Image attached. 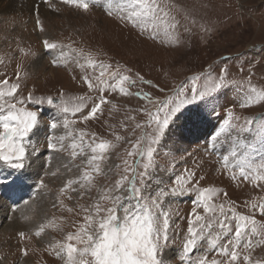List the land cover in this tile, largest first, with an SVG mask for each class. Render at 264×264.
<instances>
[{"label": "rangeland", "instance_id": "374dc122", "mask_svg": "<svg viewBox=\"0 0 264 264\" xmlns=\"http://www.w3.org/2000/svg\"><path fill=\"white\" fill-rule=\"evenodd\" d=\"M108 1V5L100 3L87 11L64 4L48 7L47 1H44V6L51 15L41 17V5L34 6V3L38 4V0H0V84L4 79H8L10 84H19V98L26 99L29 94L34 98H63L69 107L79 103L77 97H89L94 101L100 94L87 88L84 77L88 76L95 83L101 64L110 65L103 69L109 84L115 82L109 75L113 72L128 75L136 81L135 84L125 82L128 95L121 94L118 90L104 92L108 102L101 106V112L95 118L85 122L82 117L70 114V119L77 122L70 125L69 129L63 128L60 132L57 129L54 132L55 137L65 136L69 131L78 137L83 132L86 134L85 143L92 141V134H95L97 143L110 142L115 145L105 153L108 159L100 162L106 175L93 174L95 187L90 192L81 190L71 193L69 189L61 194L60 189L66 185L67 180L76 178L87 167L83 162L91 155L90 150L88 156H77L72 161V165L80 167H73L75 174L69 177H60L64 168L62 164L53 169L60 171H57L56 176L51 175V167L42 165L39 172L43 175L35 179L44 181L46 187L40 193L45 197L52 195L51 202L40 218L32 213L37 205L31 204L33 201L29 202L28 206L31 205L27 212L30 211V215L26 217L24 227L9 229L8 224L12 220L8 218L5 224L0 223V264H64L50 246L57 242L66 243L67 234L75 232L84 223L85 213L82 208H91L103 194L99 190L111 187L124 174V160L138 162V157H127L126 150L131 149L129 142L135 141L142 132L152 131L146 127L135 129V125H143L147 121L148 117L143 114L145 109L155 112L161 105L153 107L137 94H149L161 104L169 99L175 102L181 89L184 90V96H191L193 90L198 94L211 88L212 81L224 78L225 75V86L221 91L197 102L204 105V119L194 129L195 133L198 132L196 140L189 136L188 126L180 121L170 124V128L174 129L176 139L178 133L184 131L190 137L189 142L176 149L172 148L173 145H168L167 138L170 130H166L160 143L154 146L156 167L154 170L150 169L143 195L145 198L158 195L160 190L171 187L176 177L194 173L195 185L217 190L219 195L213 198V202L224 204L226 213L231 208L238 214L252 216L258 220V225L264 224V216L260 214L259 207L253 208V205L264 203V181H257L254 185L250 180L253 172L249 167L264 163V140L257 136L255 140L246 139V147H238V137L255 135L256 125L264 119V102L252 107L241 106L245 97L252 94L251 89L254 88L257 92L264 90V0H162L167 5L170 16L175 17L177 22L175 28H168L167 34L163 25L154 27L150 18L143 23L127 20L130 11L127 8L128 0ZM28 5L29 10L26 8ZM14 8L22 12L7 11ZM109 9L112 15H108ZM121 16L125 19H121ZM44 41L55 43L58 47L48 49ZM49 52L54 55L48 54ZM47 55L51 58H47ZM40 57L41 67L35 69L32 63ZM89 59L97 65L95 69L88 67ZM53 60L57 64H53ZM80 64H84V68ZM209 76L211 80L208 79ZM139 77H143L144 82ZM91 106L89 103L88 107ZM23 107L33 109L28 102ZM229 112L232 113L230 123L238 128L222 135L217 141L220 146L215 143L211 147L213 142L209 145L208 141H211V137L228 119ZM3 114L5 113H0ZM132 117L135 119H131ZM56 118L57 116L55 121ZM50 120L51 117L46 122ZM246 121L252 132H239V128L246 126ZM41 126L44 131L36 139L37 142L52 138L48 126ZM152 128H155V124ZM117 136L123 139L117 141ZM64 143L70 144L71 138ZM232 148H237L238 157H230L229 166L222 167L223 156H218L222 155V151L228 156ZM34 152V149L26 146L27 159L39 154ZM62 153L63 157L70 160L68 151ZM244 157L246 162L243 165L236 163L237 159ZM33 160L31 159V164L27 160V164H30L27 169H31ZM117 165L120 167L117 168ZM241 167L246 173L245 177L241 176ZM122 194L128 195L126 192ZM167 199L163 207L170 214V241L166 248L169 250L180 248L184 243L188 219L195 204V193ZM127 203L129 201L126 199L125 204ZM69 208L73 211L69 212ZM199 211L204 214L203 209ZM41 225L47 227L37 237L35 233ZM217 230L214 228V231ZM21 232L25 233V239L19 235ZM255 238V243L247 250L238 249L240 259L235 264H246L244 255L249 256L247 264H264V243L260 242L264 241V236L251 237L252 241ZM25 249L26 256L23 255ZM165 251L164 264H180L179 255L176 260L172 261V257L168 261L169 257L164 256ZM201 251L198 248L195 256L200 255ZM209 257L220 259L219 256H212V253Z\"/></svg>", "mask_w": 264, "mask_h": 264}, {"label": "snow or ice", "instance_id": "6c2138e0", "mask_svg": "<svg viewBox=\"0 0 264 264\" xmlns=\"http://www.w3.org/2000/svg\"><path fill=\"white\" fill-rule=\"evenodd\" d=\"M65 4H75L77 7L87 11L88 3H81L80 0H62ZM127 8L130 10L127 14V20L143 23L145 19H151L154 27L163 25L167 34L169 27H176L175 17L170 16L167 5L162 0H128ZM111 9L108 15H112ZM125 19L124 16L120 17ZM43 31V28H41ZM45 47L48 49H56L55 43L44 41ZM88 67L95 69L97 65L88 60ZM53 64H57L53 60ZM84 64H80L84 68ZM101 71L96 77L94 83L88 76L84 77L89 90L98 92L100 95L93 101L89 97H77L79 103L69 107L68 102L60 98L59 102H55L51 97L34 98L29 94L26 99L17 96L19 84H10L8 79H4L0 84V161L10 169L14 170L10 184L26 181L25 172L21 171L26 168V146L25 140L29 133L39 126L40 120L36 111L27 110L23 107L26 102L31 104L43 105L47 103L49 106L57 108L62 116L59 121L50 123V128L55 130L62 126L69 129L70 125L77 121L68 119L67 115L72 116L81 114L82 120L87 122L89 119L95 118L98 112H101V106L108 101L103 93L106 91L116 92L117 90L124 95H128V91L124 87L125 82L135 84L128 75H121L118 72L110 73L113 81L109 84L105 79L106 72L103 70L110 65H99ZM227 70H225V73ZM19 79V77H17ZM144 82L143 77H139ZM196 79H199L197 77ZM211 80V77H208ZM226 75L212 81V87L198 94L193 90L191 96H184V90L181 89L177 94L175 102L171 99L161 104L160 101L153 100L149 94H137L141 99L146 100L153 107L155 112L145 109L143 114L148 117L145 124L137 123L135 129L148 128L152 129L151 133L145 131L135 140L130 141L131 149L127 151V157H138V162H130V159L124 160L123 175H121L111 187L100 189L103 194L99 197L91 208H82L85 213L83 216L84 223L81 224L75 232H70L66 236V243L57 242L51 245V250L56 257L64 262V264H164L163 253L169 245L170 236V214L163 207L165 199L168 197H179L195 193V204L191 209L190 218L188 219L187 236L182 245L181 261H187L188 264H234L240 259L238 249L247 250L251 247L253 241L251 237L264 236V224H259L255 218L249 215L238 214L229 208L225 212L224 204H215L213 198L219 193L215 188H200L193 183L194 173H187L175 178L174 184L159 191L158 195H152L145 198L143 193L150 177V169H155L154 154L156 152L155 145L160 143V138L170 129V124L183 121L190 130H194L198 124L204 119V105L197 103L204 101L208 97H212L221 91L225 86ZM7 86V87H5ZM252 93L245 97L242 107H252L259 102H264V90L257 92L251 89ZM183 97V98H181ZM89 103L92 106L89 108ZM20 105V107H18ZM171 106V107H170ZM191 106V107H188ZM87 109V111H85ZM163 113V119H161ZM131 119H135L132 117ZM232 113H228V119L220 127L219 131L211 137L213 145L222 135L229 134L231 130L238 126L230 123ZM246 126L239 128V132L251 133V127ZM155 124V128L152 125ZM257 133L251 137L239 138L238 147H246L247 140H255L257 136L264 140V119L256 125ZM126 130V129H125ZM135 131V130H134ZM85 133L81 132L78 137L72 132L66 133L65 136L52 137L48 143V148L60 153L68 151L70 160L62 166L68 171H72L73 167L79 168V165H72V161L77 156H88L90 150L91 155L83 162L87 167L82 169L81 174L76 178L68 179L66 185L60 189L61 194L67 190L90 192L94 187V175H106L103 172L100 162L105 161L108 157L105 155L110 148L115 145L110 142L95 141V134L92 141L85 143ZM71 138V143L65 145L64 141ZM123 137L117 136L116 140H122ZM55 141V142H52ZM143 145V147H141ZM237 148H232L228 156L223 157L225 167L229 166V158L238 157ZM246 157L237 159L236 163L243 165ZM120 166L117 165V168ZM252 169L251 182L255 185L257 181H264V163L256 167L249 165ZM90 169V171H89ZM59 171V169H57ZM57 171L51 173L52 176L57 175ZM129 173L131 174L129 176ZM241 176L245 177L243 167H241ZM235 178V177H233ZM7 177L0 176V182ZM202 179V178H201ZM191 185V186H190ZM43 187V182H41ZM127 192L125 196L122 193ZM226 195V193H225ZM71 199V197H69ZM129 203L125 204V200ZM259 207L260 214L264 216V203L253 205V208ZM203 209V213L199 211ZM69 212L73 209L69 208ZM206 214V215H205ZM230 220L236 221L233 225ZM47 225H41L35 235L39 237ZM218 229V231H214ZM19 235L23 238L25 233ZM264 243V241H260ZM197 248H201V254L192 257ZM210 253H215L223 259L209 257ZM27 255V250H24ZM243 260L249 261V256L244 255Z\"/></svg>", "mask_w": 264, "mask_h": 264}, {"label": "bare ground", "instance_id": "6f19581e", "mask_svg": "<svg viewBox=\"0 0 264 264\" xmlns=\"http://www.w3.org/2000/svg\"><path fill=\"white\" fill-rule=\"evenodd\" d=\"M14 1H16V0H14ZM21 2H22V0H20ZM27 1H29V0H27ZM17 3H19L18 1H17ZM29 3V2H28ZM26 4H27V2H26ZM29 4H31V3H29ZM23 5V4H22ZM25 6V5H24ZM31 6V5H30ZM28 10L30 9V7H29V5H28V7H26ZM24 9V8H23ZM7 11H9V12H11V11H17V13L18 12H22L21 10H16L15 8L14 9H7ZM39 13H40V15H41V17L43 16H49V15H51L50 14V12H48V10L45 8V6L44 5H41V9L39 10ZM20 14V13H19ZM24 15V14H23ZM40 17V18H41ZM53 52V51H52ZM49 53H51V52H49ZM56 53V52H55ZM45 57V56H44ZM40 59H42L41 57L40 58H37V59H35L34 61H33V67L35 68V69H40V67H41V62L42 61H40ZM60 75V74H59ZM55 76V75H54ZM185 125V124H184ZM183 125V126H184ZM197 128V127H196ZM195 128V129H196ZM171 130H170V132L167 134V138H168V145L169 146H171V144L173 145V147L172 148H174V149H176L177 147H179V146H183L184 144H186V142H189V139H190V137L191 138H193L194 137V134H195V132H194V130H186V127H185V130L187 131V132H189V136L188 135H186L185 133H184V131H183V133H181V132H179L178 133V135H177V139H176V137L174 136L175 135V132L173 131L174 129H172V128H170ZM168 132V131H167ZM38 135H40V130H38V131H36V133H34L33 135H32V137H35V136H38ZM166 141V140H165ZM170 143V144H169ZM50 155V167H51V170L53 171V169H55V167L56 166H58L59 164H63V163H65V162H68L69 160L68 159H66L65 157H63V155H60L59 153H57V152H55V151H53L51 154L50 153H48L47 154V156H49ZM31 159H34L33 161V165L31 166V169H27V167L24 169V172L25 173H27L29 176H33L34 177V175L40 170V166L42 165V163H43V159H42V155H39V156H36V157H32ZM45 162V161H44ZM37 167V168H39V169H37V170H35V168H33V167ZM44 166V165H43ZM60 168H62V166H59ZM28 170V171H27ZM60 172V171H59ZM71 172H73V174L71 173ZM67 174V175H63V174ZM2 174H3V168H2V166H1V164H0V176H2ZM61 174L62 175H60V177L62 178H65V176H67V177H69V176H71V175H74L75 174V172H74V170H72V171H68V169H66V168H63L62 170H61ZM77 174V173H76ZM59 178V177H58ZM59 181V180H58ZM13 191L15 192V193H18V185H14V187H13ZM41 194V193H40ZM50 194V193H49ZM127 194V193H126ZM52 196V195H51ZM51 196L50 195H47L46 197L45 196H42V194L40 195V196H38V198L35 200V201H33V203H31V204H36L37 206H35L36 207V209L34 210V212H32L33 214H35L36 216H38L39 218L40 217H43L44 216V213H45V211H46V208H47V206H48V204H49V202H51ZM38 203V204H37ZM3 204V202L0 200V205H2ZM30 204V205H31ZM29 205V206H30ZM28 204L26 205V206H24L23 208H21L20 210H19V212L17 213V214H14L13 215V219H12V223H9L8 225V228L10 229V228H16V227H21V226H25V219H26V217H28L29 215H30V211L29 212H27L28 210ZM32 208V207H31ZM33 209V208H32ZM9 212H10V210H8ZM0 223H6L7 222V215H6V212L3 210V207L2 206H0ZM15 223V224H14ZM36 224V222H34V224L33 225H35ZM16 225V226H15ZM24 229V228H23ZM2 232V231H1ZM48 240V239H47ZM164 256L167 258V257H170V256H172V250H166L165 251V254H164ZM173 261V260H172ZM25 264V263H24Z\"/></svg>", "mask_w": 264, "mask_h": 264}]
</instances>
